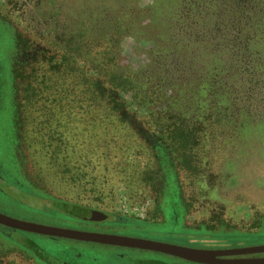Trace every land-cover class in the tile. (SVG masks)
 I'll return each instance as SVG.
<instances>
[{
  "label": "rangeland",
  "instance_id": "1",
  "mask_svg": "<svg viewBox=\"0 0 264 264\" xmlns=\"http://www.w3.org/2000/svg\"><path fill=\"white\" fill-rule=\"evenodd\" d=\"M219 2L0 0L1 15L46 51V59L36 62L28 77L14 70L4 91L0 171L6 172L3 178L9 185L24 190L15 193L12 188V198L0 191L2 210L26 221L84 231L75 218L58 213L53 202L39 201L61 199L102 211L110 220L141 217L149 221L129 220L128 225L148 227L133 225L130 228L136 233L126 232L132 237L205 249L264 245L261 85L240 90L249 95L248 106L253 102L254 113L241 118V127L229 124L226 128L224 116H211L216 112L212 106L209 132L194 156L202 160L203 177L199 170L180 168L176 173L169 163L157 161L156 148L131 125L135 117L117 116L96 89L98 81L105 89L116 88L152 130L154 139H166L158 117L152 116L162 98L152 95L144 102L145 93H152L139 86V80L162 60L158 51L172 49L178 54L201 49L203 61L214 60L217 56L207 45L203 48L202 33L211 27ZM7 39H0L2 60ZM10 59L14 62L13 53ZM236 70L242 74L239 67ZM19 76L27 77L21 87ZM171 93L169 87L161 92L166 97ZM216 102L217 107L227 105L221 92ZM159 199L157 215L153 204ZM27 237L58 264H138L136 259L151 255L0 227L5 249L0 264H44L23 247Z\"/></svg>",
  "mask_w": 264,
  "mask_h": 264
},
{
  "label": "trees",
  "instance_id": "2",
  "mask_svg": "<svg viewBox=\"0 0 264 264\" xmlns=\"http://www.w3.org/2000/svg\"><path fill=\"white\" fill-rule=\"evenodd\" d=\"M217 1H220L217 11L212 14L215 19L211 27L202 33L205 37L202 39L205 44L203 48L207 45L208 50L217 57L205 62L200 56L201 49L182 51L178 54L172 49L166 52L158 51L162 60L154 64V69L149 71L150 74L146 78L139 80V86H146V90L152 93L146 92L145 100L142 97V101H150L152 95L156 99L162 98L157 105V111H152V116L158 117L166 139H154L152 130L139 120L138 112L132 110L129 101L121 92L116 88H103L100 81L96 83L98 94L108 100L112 111L123 120L134 116L131 125L140 131L147 144L156 148L157 161L169 163L176 173L180 168H192L196 173L199 170V176L203 177L199 169L202 160H196L194 156L203 148L209 132L211 124L208 118L212 106L216 107L212 117L217 113L224 116L226 128H229V124L238 128L241 127L242 117L254 115L250 109L253 102L248 106L249 95L246 96L240 90L249 89L253 84L261 85V100L264 98V0ZM173 66H176V69H172ZM236 67L242 70L241 75L237 73ZM165 87L172 89L171 96L161 94ZM218 92L225 95V107H217ZM239 92L241 98L237 96ZM261 111L264 114V105L261 106ZM141 125H144V128ZM178 158L180 164L177 163ZM55 200L39 199L45 205L53 202L58 213L74 217L77 205L67 202L64 205L58 199ZM53 212L56 213L54 210ZM121 220L125 224L128 218ZM129 220L148 224L144 219ZM139 227L148 228L143 225ZM23 247L28 253L39 258L35 252L38 248L36 245Z\"/></svg>",
  "mask_w": 264,
  "mask_h": 264
},
{
  "label": "water",
  "instance_id": "3",
  "mask_svg": "<svg viewBox=\"0 0 264 264\" xmlns=\"http://www.w3.org/2000/svg\"><path fill=\"white\" fill-rule=\"evenodd\" d=\"M82 211L85 213L87 212L89 219L94 221H105L108 218V216L101 211L91 209H82ZM0 226L39 236L157 252L194 264H264V256H258L264 255V245L231 249L191 248L144 238L60 228L17 219L1 212ZM35 252L43 261L56 264V262L40 248H36Z\"/></svg>",
  "mask_w": 264,
  "mask_h": 264
},
{
  "label": "flooded vegetation",
  "instance_id": "4",
  "mask_svg": "<svg viewBox=\"0 0 264 264\" xmlns=\"http://www.w3.org/2000/svg\"><path fill=\"white\" fill-rule=\"evenodd\" d=\"M0 30L2 32L1 33L2 37L0 38L1 40L6 39V37L9 39L11 37V35L13 34L12 41H11V39H9L10 41H8L6 51L5 52L3 51L4 56H5V60H2L0 57V86L2 85L0 88V108H1L4 91L8 85V79L11 78V74L14 75V70H15V73H17L18 75L27 74V77H28V74L32 73L34 70V64L41 59H46V57H45L46 51H45V48H43L41 45H38L37 43H35L34 40L31 39L30 37L21 35L19 29L14 27L13 20L4 17L3 15H1V13H0ZM9 35H10V37H9ZM14 50H15V55H14ZM12 53H13V56L15 59L14 62L11 61V59H10V56L12 55ZM27 77L23 78L22 76H19L17 79L18 86L20 85V87H21V84H25V80H26L25 78H27ZM0 118H1V116H0ZM0 125H1V119H0ZM5 173L6 172H4L2 170L0 171V191H1V193L5 194V196H8V193L10 192V190L12 188L16 190L15 193H18L17 192L18 189L24 190V189H20V187H21L20 185H14V186L9 185L5 181V178H3V174H5ZM6 185L9 186L8 191H6V188H7ZM9 195H11V194L9 193ZM8 197L12 198L13 196L11 195ZM14 200H16L15 197H14ZM47 201H51V200H47ZM59 202H61L65 205V202L62 201L61 199L59 200ZM160 203L161 202L159 199L158 201L157 200L154 201V204H153V208L155 209V213H157V214L158 213L160 214V210H161L160 209ZM74 206H76V205H74ZM2 208L0 206V212L1 213L12 217L11 214L2 210ZM77 208L75 209L73 219L75 218V220L79 221L75 224L83 227L84 231L132 237V235L128 234V233H130V232L136 233V231H134V229L132 230L130 227H133V225L135 228L140 226L137 224L128 225L127 223H129V218H128L127 222H125L126 225L123 222H121L122 218L118 219L117 221L112 220V219L110 220L109 215H107L108 218L105 221H94V220L89 219L87 212L85 213L82 211V209L89 210L91 208L82 207L79 205H77ZM188 209H189V207H188ZM91 210H96V209H91ZM14 218L21 219V218H18L16 216H14ZM21 220H25V219H21ZM109 221H111V223H109ZM186 221H188V219ZM2 229L3 230L4 229L11 230V229L5 228V227H2ZM16 232H20V231H16ZM126 232H128V233H126ZM20 233L29 234V233H25V232H20ZM29 239L30 238L27 237L26 241L23 242V245H36L33 241H30ZM144 239H146V238H144ZM85 243H87V242H85ZM91 244H95V243H91ZM2 245H4V244L0 242V255H1V253L5 252V249L2 247ZM98 245H101V244H98ZM191 248H193V247H191ZM199 249H205V248H199ZM145 252H149V251H145ZM258 256H264V255H258ZM51 258L56 262V264H58L56 259H54L53 257H51ZM40 260L44 264H52L50 262H45L42 259H40ZM136 260H137L138 264H194V263H191V262L179 259V258H175L172 256L157 253V252H151V255L149 257L138 258ZM31 264H32V262H31Z\"/></svg>",
  "mask_w": 264,
  "mask_h": 264
},
{
  "label": "built area",
  "instance_id": "5",
  "mask_svg": "<svg viewBox=\"0 0 264 264\" xmlns=\"http://www.w3.org/2000/svg\"><path fill=\"white\" fill-rule=\"evenodd\" d=\"M126 218H129V217H126ZM133 219H144L145 220V218H141V217H134Z\"/></svg>",
  "mask_w": 264,
  "mask_h": 264
},
{
  "label": "crops",
  "instance_id": "6",
  "mask_svg": "<svg viewBox=\"0 0 264 264\" xmlns=\"http://www.w3.org/2000/svg\"><path fill=\"white\" fill-rule=\"evenodd\" d=\"M96 211H98V210H96ZM102 212V211H101ZM104 213V212H103ZM106 214V213H105ZM107 215V214H106Z\"/></svg>",
  "mask_w": 264,
  "mask_h": 264
}]
</instances>
